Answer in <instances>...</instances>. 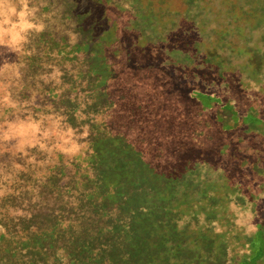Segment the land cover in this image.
<instances>
[{
	"label": "trees",
	"instance_id": "trees-1",
	"mask_svg": "<svg viewBox=\"0 0 264 264\" xmlns=\"http://www.w3.org/2000/svg\"><path fill=\"white\" fill-rule=\"evenodd\" d=\"M6 1L20 12L26 27H19L11 45L5 38L0 41V109L8 108L0 122L4 206L0 264H259L264 260V223L252 220L264 212V151L245 146L248 134L242 128L244 124L255 128L251 107L257 110L261 93L238 107L217 89L193 93L199 94L202 110L215 104L220 130L230 128L225 122L241 117L232 134L240 138L237 152L227 153L225 144L217 148L203 144L199 150L182 142L168 148L169 138L144 129L135 120V110L118 128L112 125L116 120L103 112V74L90 70L84 59H75L62 80L51 64L38 56L26 57L25 51L44 56L48 51L39 33L48 23L44 8L53 6L54 0H39L38 5L35 0ZM192 1L189 12L198 16L201 1L214 0ZM233 1L241 4V19L248 16L264 22V6L259 11L248 9L256 10L264 1L231 0L227 11H232ZM227 15L222 14L225 24L230 20ZM217 16L213 13L201 20L209 23ZM248 42L253 56L248 62L264 78V33L257 37L252 31ZM225 61L222 55L219 63L225 66ZM41 67L42 80L69 81L74 89L25 92L23 72ZM253 134L256 140L264 138L262 133ZM198 135L195 131L193 140ZM171 176L192 186L196 202H204L203 212L196 203L166 198L164 187ZM221 182L229 185L223 187ZM202 185L210 187L201 189Z\"/></svg>",
	"mask_w": 264,
	"mask_h": 264
},
{
	"label": "rangeland",
	"instance_id": "rangeland-1",
	"mask_svg": "<svg viewBox=\"0 0 264 264\" xmlns=\"http://www.w3.org/2000/svg\"><path fill=\"white\" fill-rule=\"evenodd\" d=\"M38 1L34 4L38 5ZM230 1L214 0L212 4L201 1L197 16L191 15L194 12H189L187 6L192 0H54L53 6L44 8L48 23L39 33L48 51L45 56L39 51H35L37 55L25 51L26 57L38 56L40 61L51 64L56 70L54 75L62 80H65V70L71 69L75 59H84L83 63L90 70H101L103 74V112L106 118L113 116L116 120L112 125L118 128L117 124H122V119L129 120L135 110L138 116L135 120L141 122L144 129H153L163 138H169L165 143L168 148L185 143L200 150L203 144L215 148L225 144L227 153L237 152L240 138L232 134L237 127L234 122L240 124L241 117L233 118L232 123L225 122L232 132L225 127L220 130L215 120L218 112L215 104L202 110L197 102L199 94L193 93L217 89L236 107L246 105L249 96L261 93L263 101L258 104V111L251 107L256 115L255 128L246 124L242 128L244 135L248 134L245 146L264 151V138L256 140L253 134L264 135V78L258 75L255 64L248 62L253 56L247 46L252 31L257 37L264 33V22L248 16L241 19L238 1L231 2L232 11H227ZM262 6L264 4L257 5L256 10L251 6L248 9L259 11ZM213 13L218 16L209 23L201 20ZM222 14L229 16L226 24ZM19 15L8 1L0 0V41L5 38L11 45L21 30L19 27H26V21ZM222 55L225 66L219 63ZM42 76V67L25 69L23 90L38 93L59 87L74 89L69 81L64 83L48 77L46 82ZM7 112L8 108L0 109V122ZM195 131L199 135L193 140ZM175 138L177 142L173 141ZM175 177L171 176L172 180L166 182V198L172 202L180 199L186 205L196 203L198 211L203 212L204 202H196L192 186L178 182ZM221 183L223 187L229 185ZM209 187L202 185L201 189ZM256 215L252 220L264 223V212ZM46 240L53 242L49 236ZM259 264H264V260Z\"/></svg>",
	"mask_w": 264,
	"mask_h": 264
}]
</instances>
